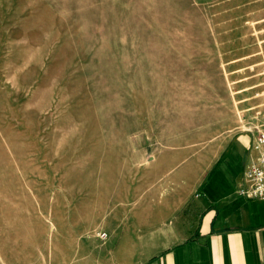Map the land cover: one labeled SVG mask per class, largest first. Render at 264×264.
<instances>
[{"label":"rangeland","instance_id":"obj_1","mask_svg":"<svg viewBox=\"0 0 264 264\" xmlns=\"http://www.w3.org/2000/svg\"><path fill=\"white\" fill-rule=\"evenodd\" d=\"M261 129L264 0H0V264L150 255Z\"/></svg>","mask_w":264,"mask_h":264},{"label":"crops","instance_id":"obj_2","mask_svg":"<svg viewBox=\"0 0 264 264\" xmlns=\"http://www.w3.org/2000/svg\"><path fill=\"white\" fill-rule=\"evenodd\" d=\"M245 132L231 140L223 157L207 171L195 224L183 225L177 218L163 231L165 243L148 256L135 258L133 252L132 257H124L123 243L118 264L264 263V201L240 194L244 169L252 155V143Z\"/></svg>","mask_w":264,"mask_h":264},{"label":"built area","instance_id":"obj_3","mask_svg":"<svg viewBox=\"0 0 264 264\" xmlns=\"http://www.w3.org/2000/svg\"><path fill=\"white\" fill-rule=\"evenodd\" d=\"M244 183L241 195L264 201V129L258 130L254 137L252 155L244 169ZM101 237L105 238L106 234Z\"/></svg>","mask_w":264,"mask_h":264}]
</instances>
